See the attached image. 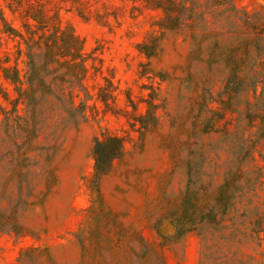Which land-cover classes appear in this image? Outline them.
I'll return each instance as SVG.
<instances>
[{"label":"rangeland","instance_id":"1","mask_svg":"<svg viewBox=\"0 0 264 264\" xmlns=\"http://www.w3.org/2000/svg\"><path fill=\"white\" fill-rule=\"evenodd\" d=\"M40 1L74 27L103 72L88 78L90 96L78 87L74 116L57 102L14 113L0 97V193L9 184L27 200V231L0 235V264H217L234 255L256 264L264 0H184L189 19L150 60L139 45L162 13L145 0ZM109 134L124 151L99 179L95 141ZM226 183L236 191L229 207L218 198ZM12 210L5 200L8 227ZM210 211L226 229L201 220ZM192 218L195 231L177 235L176 223Z\"/></svg>","mask_w":264,"mask_h":264},{"label":"trees","instance_id":"2","mask_svg":"<svg viewBox=\"0 0 264 264\" xmlns=\"http://www.w3.org/2000/svg\"><path fill=\"white\" fill-rule=\"evenodd\" d=\"M25 1L0 0V47L7 48L0 56V97L13 106L14 113L18 112L20 104L36 110L38 107H44L45 102L50 104V108L57 102L61 109L74 116L78 111V87L90 96L86 82L92 73L96 75L97 72H103V64L99 71H96L97 67L89 61L90 57L85 53L84 40L72 25H65L59 11L52 15L40 0L30 3L29 7H25ZM145 3L162 13L161 19L153 25L146 41L139 45L140 53L150 60L160 54L166 33L180 30L189 19V7L184 0H145ZM233 79L236 78L228 80L227 90L233 91L235 87L236 92L239 88L235 86ZM105 102L107 103L106 100ZM129 102L136 111L137 105L131 97ZM136 118L138 117L135 116L134 120H137ZM36 132L38 130L28 132L27 137L36 136ZM123 151L124 140L119 136L109 134L103 139L96 138L94 167L99 179L109 172L113 162L121 157ZM3 162L0 158L1 165ZM4 187L5 190L0 193L2 219L5 200L13 206V210L9 227L3 220L0 221V235L6 232L24 234L27 229L21 222L20 212L27 200L24 196L19 197L9 184ZM20 192L25 195L22 188ZM218 193V198L222 202L227 201L228 205L225 206L229 207L230 198L236 191L234 187H230V183H226ZM254 196L261 199L258 193ZM256 206L264 210V202L259 201ZM193 213L196 214V210ZM255 214L259 218L255 221L252 239L257 247L253 248L250 260L256 264H264V214ZM193 219L187 228L184 223L178 221L175 225L176 234L187 235L195 231L197 221ZM201 220L207 224H215L219 231L226 229L224 220L218 219L214 211L208 212ZM219 260L221 261L217 264H250L239 255Z\"/></svg>","mask_w":264,"mask_h":264}]
</instances>
